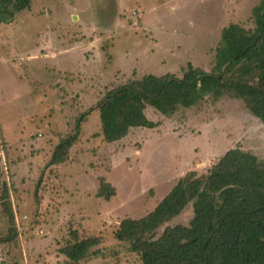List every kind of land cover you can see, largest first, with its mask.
I'll list each match as a JSON object with an SVG mask.
<instances>
[{"label":"rangeland","instance_id":"rangeland-1","mask_svg":"<svg viewBox=\"0 0 264 264\" xmlns=\"http://www.w3.org/2000/svg\"><path fill=\"white\" fill-rule=\"evenodd\" d=\"M6 1L0 0V264H142L115 237L122 220L153 211L192 165L211 169L234 148L264 161V125L241 100L210 96L172 118L148 110L158 127L133 130L113 145L102 136L96 108L107 90L146 74H177L188 63L211 72L223 29L253 28L259 0H30L16 11ZM81 117L68 160L48 166ZM101 177L116 189L109 201L96 197ZM193 216L190 205L158 235ZM93 237L100 245L79 263L61 253Z\"/></svg>","mask_w":264,"mask_h":264},{"label":"trees","instance_id":"trees-1","mask_svg":"<svg viewBox=\"0 0 264 264\" xmlns=\"http://www.w3.org/2000/svg\"><path fill=\"white\" fill-rule=\"evenodd\" d=\"M29 2L4 4L16 11ZM251 22L250 29L238 24L223 29L211 72L188 63L177 74H146L107 90L96 106L105 142L113 145L133 130L157 128L159 123L148 118V110L172 118L210 96L245 102L264 125V0L253 9ZM81 119L74 134L60 141L48 166L68 160L81 135ZM99 180L96 197L111 200L115 187L106 177ZM190 205L194 216L188 225L167 226L158 235ZM5 209L14 224L9 203ZM15 232L12 227L13 236ZM115 237L142 264H264V161L241 148L229 150L211 169L181 177L146 216L122 220ZM100 242L98 237L83 239L61 253L79 263Z\"/></svg>","mask_w":264,"mask_h":264},{"label":"crops","instance_id":"crops-1","mask_svg":"<svg viewBox=\"0 0 264 264\" xmlns=\"http://www.w3.org/2000/svg\"><path fill=\"white\" fill-rule=\"evenodd\" d=\"M124 140H125V139H124ZM124 140H123V141H124ZM123 141H121V142H123ZM119 143H120V142H119ZM116 144H118V143H116ZM208 158H209V157H208ZM201 162H202V161H201ZM205 170H206V169H203V170L199 171V170L197 169L196 166L192 165V170H191V171L204 172ZM191 171H190V172H191ZM188 173H189V172H188ZM186 174H187V173H186ZM184 175H185V174L181 175L180 178L183 177ZM180 178H179V179H180ZM179 179H178V180H179ZM176 183H177V182H176ZM171 190H172V189H171ZM171 190H170V191H171ZM170 191H169V192H170ZM159 201H160V200H159ZM159 201H158V203H159ZM158 203L155 205V207L158 205Z\"/></svg>","mask_w":264,"mask_h":264}]
</instances>
